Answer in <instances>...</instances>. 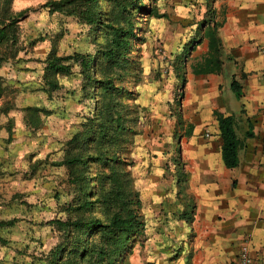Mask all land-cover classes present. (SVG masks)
Returning a JSON list of instances; mask_svg holds the SVG:
<instances>
[{"label":"rangeland","instance_id":"374dc122","mask_svg":"<svg viewBox=\"0 0 264 264\" xmlns=\"http://www.w3.org/2000/svg\"><path fill=\"white\" fill-rule=\"evenodd\" d=\"M49 1L58 0H0V27L14 22L10 41L0 44V222L15 220L11 227H0V264H50L51 253L66 242L68 234L53 222L76 216L73 210L67 214V209L78 197L80 177L103 173L99 164L72 171L63 164L66 155L76 151L70 142L91 117L94 102L84 96L83 74L77 62H67L71 65L69 75L47 71V65L67 56L95 57L111 31H94L75 16L49 12L45 6ZM120 2L125 12L119 13L112 0H96L95 9L107 5L118 21H129L125 28L133 26L136 34V38H129V65L109 70L108 78L121 79L112 83L127 91L122 103L128 107L130 121L126 125L133 132L119 136L123 143L120 159L125 163L129 188L139 197L140 179L145 172L152 173L160 160L163 175H169V153L158 154L153 143L158 141L165 147L174 137L164 132L152 137V117L162 109L166 119L169 112L170 116L179 113L185 54L192 45L190 40L170 45L171 29L183 31L184 24L177 25L168 17H149L136 8L147 7L160 14L173 1ZM87 181L89 191L92 179ZM103 181L96 179L94 183L106 188ZM98 206L90 213L85 211L83 219L99 216ZM142 239L132 242L119 264H146Z\"/></svg>","mask_w":264,"mask_h":264},{"label":"crops","instance_id":"0c3cea01","mask_svg":"<svg viewBox=\"0 0 264 264\" xmlns=\"http://www.w3.org/2000/svg\"><path fill=\"white\" fill-rule=\"evenodd\" d=\"M172 1L160 14L186 28L171 29L170 45L190 40L192 49L184 50L179 113L169 112L166 119L162 109L152 117V137L164 132L174 139L165 147L153 143L158 154L169 153L168 177L160 160L139 181L145 263L238 264L247 238L251 257L264 264V0ZM203 21L219 25L225 59L218 74L192 73L208 53ZM233 80L240 97L231 89ZM214 113L237 122L244 147L234 169L223 163ZM246 132L251 136L244 137Z\"/></svg>","mask_w":264,"mask_h":264},{"label":"trees","instance_id":"16d2710c","mask_svg":"<svg viewBox=\"0 0 264 264\" xmlns=\"http://www.w3.org/2000/svg\"><path fill=\"white\" fill-rule=\"evenodd\" d=\"M120 1L112 0L113 6L122 13L126 9H120ZM95 3L96 0H58L49 1L45 5L49 12L77 17L94 31H111L95 57L67 56L49 61L47 65V71L69 75L71 65L67 62H77L83 74L84 96L94 102L89 111L91 117L86 119L80 127L81 131L70 142L76 151L72 155H66L63 164L71 171L75 168L85 169L91 163L92 166L99 164L100 171L103 172L100 175L92 173V178L85 175L80 177L78 197L67 209V214L73 210L76 216H69L65 222H53L58 229H63L68 234L66 242L51 253L50 264H119L125 253L131 250L132 242L144 233V222L139 214L141 203L138 195L133 194L129 188L128 173L123 169L125 163L120 159L123 143H120L119 136L133 132L126 125L130 121L128 107L122 103L127 91L112 83L113 80L121 79L108 78L109 70H122L129 65V38H136V34L133 32V26L125 28L130 24L129 21H118V15L107 5L97 11ZM136 8L143 9L149 17H166L157 10ZM13 24L14 22H11L0 27V44L10 41ZM218 26L217 23L207 21L200 25L204 28V37L208 40V53L192 67L194 75L218 74L222 70L225 58L216 32ZM139 41L143 42V39ZM100 75H103L104 79H98ZM231 89L236 97H240V87L234 80L231 82ZM214 114L223 141V163L227 169H234L239 165L238 153L244 147L243 140L236 133L237 122L231 116ZM249 136L250 132L244 135ZM88 179H92L89 191L86 189ZM96 179H104L107 187L99 188L98 184L94 183ZM94 197L97 199L94 200ZM89 198H92V201H88ZM96 205H99L100 215L84 220L82 216L85 211L92 212ZM14 222L15 220L0 222V227H11ZM70 232L72 233L69 234ZM70 235L73 237L70 238Z\"/></svg>","mask_w":264,"mask_h":264},{"label":"built area","instance_id":"2783aa9c","mask_svg":"<svg viewBox=\"0 0 264 264\" xmlns=\"http://www.w3.org/2000/svg\"><path fill=\"white\" fill-rule=\"evenodd\" d=\"M261 52L264 53V47L262 48ZM263 186H264V183H263ZM237 263L238 264H263L260 262H255L254 259L251 257L249 240L247 238H244L242 240V244L240 246L239 253L237 255Z\"/></svg>","mask_w":264,"mask_h":264}]
</instances>
